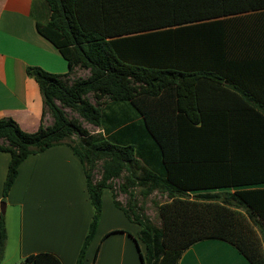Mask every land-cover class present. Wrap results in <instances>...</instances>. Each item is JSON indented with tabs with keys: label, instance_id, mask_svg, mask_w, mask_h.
I'll list each match as a JSON object with an SVG mask.
<instances>
[{
	"label": "trees",
	"instance_id": "1",
	"mask_svg": "<svg viewBox=\"0 0 264 264\" xmlns=\"http://www.w3.org/2000/svg\"><path fill=\"white\" fill-rule=\"evenodd\" d=\"M42 1L45 11L32 9L36 29L69 71L27 68L44 104L36 132L0 120V152L10 154L4 198L26 158L65 145L82 164L93 207L76 264L96 234L102 192L118 178L128 202L115 205L141 227V264H177L205 240L264 264V0ZM76 68L88 76L72 78ZM108 102L128 103L143 125L107 127ZM155 192L168 199L159 226L137 199ZM6 239L1 216L0 264ZM22 264L63 263L41 252Z\"/></svg>",
	"mask_w": 264,
	"mask_h": 264
},
{
	"label": "crops",
	"instance_id": "2",
	"mask_svg": "<svg viewBox=\"0 0 264 264\" xmlns=\"http://www.w3.org/2000/svg\"><path fill=\"white\" fill-rule=\"evenodd\" d=\"M34 4L45 11L42 0H0V120L13 118L29 133L38 130L44 104L39 86L28 76L27 68L39 67L54 74L69 71L60 52L38 33L32 13ZM79 69L75 70L77 75ZM116 105L108 111L105 105L107 127L120 121H126L121 126L143 125L142 117L128 103ZM116 130L111 129L109 135ZM9 162L10 154L0 152V203L5 200L7 212L9 208L13 211L4 216L0 210L7 231L2 264H19L41 252L56 255L63 264H76L93 217L80 160L65 145L29 156L20 164L18 176L4 198ZM115 200H124L122 195H116L115 187L114 191L103 190L101 217L83 264H141V227L116 207ZM177 264L250 263L230 244L205 240L187 248Z\"/></svg>",
	"mask_w": 264,
	"mask_h": 264
},
{
	"label": "rangeland",
	"instance_id": "3",
	"mask_svg": "<svg viewBox=\"0 0 264 264\" xmlns=\"http://www.w3.org/2000/svg\"><path fill=\"white\" fill-rule=\"evenodd\" d=\"M88 71L86 70H83V69H79L78 71V75L75 74L72 78L74 77H87L88 76ZM94 102V101H93ZM114 104V105H113ZM116 104H119L118 102H115V103H111V102H108L106 105H107V111L110 109V108H117L118 105ZM112 106V107H111ZM67 114V116L69 118H74V117H77L81 120L82 124H83V127H85L89 132L91 133H97L99 132L98 129L91 125V124H88L86 123L83 119H81L76 113L72 112L71 110L67 109V108H63ZM53 123V118L52 116L47 113L46 116H45V120H44V124L45 125H49V124H52ZM111 126V125H110ZM108 126V127H110ZM95 177L98 179L100 177V174H101V170L100 168L98 169V171L95 173ZM113 184H114V187H115V191H116V195L118 194L119 196L122 195L124 200L122 202V204L124 206L127 205V202H128V196L125 195L121 190H120V184H122V180H114L113 181ZM137 193H138V190H137ZM137 199H138V203L140 205H142L143 209H144V212L145 214H147V216L151 219L152 223H154L155 225H160L161 222H160V217H159V212H158V207L160 204L162 203H165L168 201L167 197L165 194H162L160 192H155L153 193L152 195H150L149 197L147 198H143L141 197L139 194L137 196ZM5 204L6 206V201L3 200L1 203H0V210L2 212V208H1V205L2 204ZM117 207V206H116ZM5 214L4 216H10L11 212H13L11 210V208H9L8 212L6 210V207H5ZM3 261V260H2ZM23 262V261H22ZM19 263V264H22ZM2 264V262H1Z\"/></svg>",
	"mask_w": 264,
	"mask_h": 264
},
{
	"label": "water",
	"instance_id": "4",
	"mask_svg": "<svg viewBox=\"0 0 264 264\" xmlns=\"http://www.w3.org/2000/svg\"><path fill=\"white\" fill-rule=\"evenodd\" d=\"M5 204L3 203L2 205H1V208H2V214H4L5 213Z\"/></svg>",
	"mask_w": 264,
	"mask_h": 264
}]
</instances>
